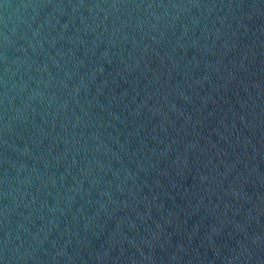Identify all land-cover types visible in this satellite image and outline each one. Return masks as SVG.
<instances>
[{"label":"water","instance_id":"obj_1","mask_svg":"<svg viewBox=\"0 0 264 264\" xmlns=\"http://www.w3.org/2000/svg\"><path fill=\"white\" fill-rule=\"evenodd\" d=\"M0 264H264V0H0Z\"/></svg>","mask_w":264,"mask_h":264}]
</instances>
